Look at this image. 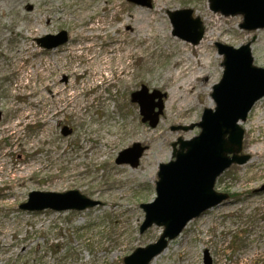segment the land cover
Listing matches in <instances>:
<instances>
[{"label":"rangeland","instance_id":"rangeland-1","mask_svg":"<svg viewBox=\"0 0 264 264\" xmlns=\"http://www.w3.org/2000/svg\"><path fill=\"white\" fill-rule=\"evenodd\" d=\"M151 5L0 0V264H123L137 248L156 242L163 227L140 234V205L156 197L158 166L173 160V144L198 135L203 110L215 108L212 87L224 71L215 44H249L252 65L264 68V28L242 29V15L213 12L208 0ZM182 9L192 10L204 25L196 45L171 33L167 12ZM60 31L68 34L66 44L54 50L37 44ZM26 44L31 50L24 51ZM103 53L108 69L90 73L87 60ZM186 59L205 67L192 72L193 81L208 76L197 78L198 96L178 103L186 110L182 114L169 109V97L178 84L173 72ZM42 69L48 77L39 74ZM49 85L72 96L56 102ZM141 86L166 94L153 128L141 122L131 102ZM66 128L71 131L63 135ZM241 128V155L249 160L230 166L214 187L228 201L189 222L150 264H203L205 251L211 264H264V193L257 192L264 184V98ZM133 144L146 148L139 165L116 164ZM25 166L39 170L11 179ZM68 191L98 205L79 212L19 208L31 192Z\"/></svg>","mask_w":264,"mask_h":264},{"label":"water","instance_id":"water-1","mask_svg":"<svg viewBox=\"0 0 264 264\" xmlns=\"http://www.w3.org/2000/svg\"><path fill=\"white\" fill-rule=\"evenodd\" d=\"M127 1L141 7H151V0ZM208 1L213 12L225 16L242 15V29L252 31L264 28V0ZM168 17L173 36L192 45L201 41L204 27L199 18L193 17L192 10L168 12ZM67 40V33L61 31L55 36L40 38L37 42L43 48L53 49L65 44ZM215 46L218 54L224 57L222 79L213 87L211 94L215 109L204 110L200 122L195 125L200 128L198 136L188 141L179 139L173 144V160L159 165L156 198L140 205L145 214L140 233L156 225L163 227L162 235L155 243L137 248L123 259V264H150L188 222L228 198L226 194L214 191L215 181L224 170L232 164L242 165L249 160V156L239 155L244 133L239 122H245L256 102L264 97V68L252 65L249 44L238 49L219 43ZM163 97L165 95L158 91L149 94L145 86L131 94V102L139 106L142 123H148L152 128L157 125L162 114ZM155 99L158 101L153 103ZM68 133L64 132L65 135ZM144 151V147L134 144L119 153L115 162L118 165L137 167ZM259 191L264 192V185ZM97 205V202L81 196L77 191L63 194L32 192L28 202L19 208L30 212L47 209L65 212L82 211ZM203 264H211L206 251Z\"/></svg>","mask_w":264,"mask_h":264},{"label":"bare ground","instance_id":"bare-ground-1","mask_svg":"<svg viewBox=\"0 0 264 264\" xmlns=\"http://www.w3.org/2000/svg\"><path fill=\"white\" fill-rule=\"evenodd\" d=\"M218 30V28H216ZM29 33V32H28ZM203 42V41H202ZM201 42V43H202ZM200 43V44H201ZM199 44V45H200ZM28 47L27 50H31L28 44H26ZM26 54H28L26 52ZM185 65L182 67L180 70L179 68L182 66V64L179 65L176 71L173 72V77L178 84L176 85L175 91L176 94H174L172 97H169V109L170 110H177L178 113H186V110L178 105L180 102H185L186 99H193L194 97L198 96L200 94V91L197 90L196 87V81L197 78H201V80H205L206 76H208L207 73L204 74V76L196 77L193 81V78L190 77L192 72L194 71L195 73H201L202 70L205 67H200L196 68L198 62L195 61L196 63L190 64L189 60L186 59ZM110 62L107 60L106 57H104V53L102 55H94L93 57L89 58L87 60V66L89 67L88 70H92L94 73L96 71H106L108 69V65ZM188 66V67H187ZM194 66V67H192ZM39 73L43 77H48L49 72L45 69H42ZM74 72V71H73ZM33 77L36 78V71H33ZM184 78H188V80H184ZM181 82V83H180ZM50 88V98L52 97H57L56 102H60L63 97H71L72 95H69L68 92H66L64 89H57L54 88L52 85H49ZM166 97V94H165ZM65 109H61L60 112L64 111ZM169 116V115H168ZM8 129H4V132L7 133ZM34 154V153H33ZM77 164V162H76ZM39 169L34 168L33 166H25L24 168L20 169L19 171L14 172V176H12L11 179H23V178H29L31 177L35 172H37ZM11 206V204H9Z\"/></svg>","mask_w":264,"mask_h":264}]
</instances>
